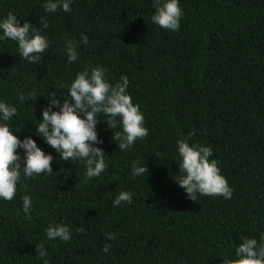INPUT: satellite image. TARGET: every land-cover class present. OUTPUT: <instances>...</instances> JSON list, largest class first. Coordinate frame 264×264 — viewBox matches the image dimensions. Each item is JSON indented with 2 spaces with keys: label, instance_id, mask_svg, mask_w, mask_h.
Segmentation results:
<instances>
[{
  "label": "trees",
  "instance_id": "16d2710c",
  "mask_svg": "<svg viewBox=\"0 0 264 264\" xmlns=\"http://www.w3.org/2000/svg\"><path fill=\"white\" fill-rule=\"evenodd\" d=\"M43 0H0V17L13 11L21 24L41 28L50 46L38 64L20 58L15 42L0 41V99L17 108L8 123L18 138L31 136L54 157L53 173L23 179L12 201H0V264H222L238 235L264 233V0H179L178 31L150 21L153 0H73L71 11L46 14ZM79 58L67 63L63 37L79 40ZM107 68L114 83L129 79L128 92L144 115L148 135L118 151L106 118L98 138L107 168L84 181V166L35 135L48 92L84 68ZM66 89L57 90V97ZM29 92L36 96L29 97ZM25 99L21 101L19 95ZM58 110V109H53ZM36 118V119H35ZM212 148L231 199H189L176 185L175 141ZM133 161L147 172L133 180ZM132 203L113 206L121 191ZM33 200L29 221L21 197ZM52 222L69 226V241L46 240ZM83 228V232L77 229ZM105 233H118L108 241ZM111 245L109 252L103 245ZM234 256V252H233Z\"/></svg>",
  "mask_w": 264,
  "mask_h": 264
},
{
  "label": "clouds",
  "instance_id": "9594fccd",
  "mask_svg": "<svg viewBox=\"0 0 264 264\" xmlns=\"http://www.w3.org/2000/svg\"><path fill=\"white\" fill-rule=\"evenodd\" d=\"M73 0H43L42 8L46 14H55L58 10L65 13L71 11ZM154 12L150 16L152 24L167 31H178L183 16L179 0H153ZM41 28L33 27L27 20H21L13 11L0 17V41L15 42L20 58L28 63L38 64L41 54L50 46L43 31L48 28L45 17H40ZM63 52L67 63L78 60V48L87 44L88 37L81 35L79 40L74 37H63ZM107 68L97 66L89 70L84 68L75 74L67 84L48 92L47 106L41 110V120H36L35 135L59 154L62 161H77L84 166L83 177L87 182L99 177L107 168L104 149L98 145L103 140L98 138L97 125L101 122L99 114L106 118L112 131V140L118 146V151L131 149L137 140L148 135L145 119L139 104H134L128 92L129 79L121 75L117 81L110 83L105 73ZM66 89L57 97V90ZM29 97L36 96L29 92ZM37 97V96H36ZM19 99H25L23 94ZM58 109V110H53ZM17 114V108L10 102L0 99V201H12L17 185L22 186L23 179L34 175L45 176L53 173L51 162L54 157L45 153L31 136L18 138L10 128L9 121ZM36 119V118H35ZM176 166L178 174L175 183L184 190L187 197L193 201L197 196H221L231 199L233 189L226 178L220 173L218 161L212 157L210 146L189 143L187 138L175 141ZM146 164L133 161L130 165V176L133 180L146 174ZM133 193L121 190L112 200L113 206L122 202L132 203ZM33 200L28 194L21 197V211L27 220H31ZM83 232L84 229H77ZM46 240L36 244L37 255L40 259L46 255L47 241H69L72 232L68 225L52 222L44 229ZM108 241L116 239L118 233H105ZM234 250L223 257L222 264H264V233L255 236L240 234ZM111 245L105 243L102 251L108 253ZM234 252V256H233ZM47 264V261H44Z\"/></svg>",
  "mask_w": 264,
  "mask_h": 264
}]
</instances>
